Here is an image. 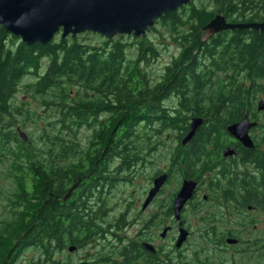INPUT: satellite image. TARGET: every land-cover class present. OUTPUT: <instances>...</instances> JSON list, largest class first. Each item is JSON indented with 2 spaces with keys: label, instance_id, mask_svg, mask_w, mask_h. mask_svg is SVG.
<instances>
[{
  "label": "trees",
  "instance_id": "obj_1",
  "mask_svg": "<svg viewBox=\"0 0 264 264\" xmlns=\"http://www.w3.org/2000/svg\"><path fill=\"white\" fill-rule=\"evenodd\" d=\"M216 13L229 23L264 22V0H194L140 38L57 34L24 46L0 27V177L7 184L0 192V264L28 247L41 251L29 264H44L50 241L67 232L55 218L88 215L98 181L114 186L117 170L146 172L150 146L181 136L188 121L202 118L198 136L209 138L256 109L264 96V32L233 30L204 42L201 31ZM165 41L176 53L151 77L145 68ZM220 69L231 75L214 77ZM171 95L174 107L164 104ZM86 131L91 137L82 146Z\"/></svg>",
  "mask_w": 264,
  "mask_h": 264
},
{
  "label": "flooded vegetation",
  "instance_id": "obj_2",
  "mask_svg": "<svg viewBox=\"0 0 264 264\" xmlns=\"http://www.w3.org/2000/svg\"><path fill=\"white\" fill-rule=\"evenodd\" d=\"M201 32L208 42L228 31L208 38ZM213 74L222 81L231 75L222 69ZM170 99L174 107L177 95ZM244 117L254 124L248 131L252 146L227 131ZM190 124L181 136H166L157 146H150L145 178L139 167L130 172L117 170L114 186L102 181L95 185L94 199L85 204L88 215L55 218L65 222L62 230L67 232L59 236L63 240L50 241L49 260L44 264H264V208L252 205L264 204V110H248L241 120L209 138H199V127L185 143ZM176 157L177 163L173 162ZM162 176V186L145 206L154 181ZM139 179H145L146 187L136 201H107V191ZM183 186L191 192L176 217L173 205ZM119 190L118 198L123 195ZM25 250L15 249L3 262L29 264L21 258ZM36 251L31 260L41 257V251Z\"/></svg>",
  "mask_w": 264,
  "mask_h": 264
},
{
  "label": "water",
  "instance_id": "obj_3",
  "mask_svg": "<svg viewBox=\"0 0 264 264\" xmlns=\"http://www.w3.org/2000/svg\"><path fill=\"white\" fill-rule=\"evenodd\" d=\"M194 0H0V27L22 44L40 45L51 42L60 34L62 38L76 37L83 33H95L107 40L116 36L143 37L150 28L167 12L178 11ZM253 29L264 32V22L230 23L216 13L204 25L205 37H212L223 31ZM257 109L264 110V101L257 102ZM202 118H193L186 143L201 126ZM254 124L246 117L239 123L227 127L230 135L246 146H252L248 131ZM27 141L25 133L19 134ZM164 176L156 179L154 187L148 193L144 205L150 203L163 184ZM75 188V187H74ZM191 190L183 186L177 193L174 215L178 217L190 196ZM144 206V207H145Z\"/></svg>",
  "mask_w": 264,
  "mask_h": 264
},
{
  "label": "rangeland",
  "instance_id": "obj_4",
  "mask_svg": "<svg viewBox=\"0 0 264 264\" xmlns=\"http://www.w3.org/2000/svg\"><path fill=\"white\" fill-rule=\"evenodd\" d=\"M207 1L208 0H196V3H198V4L207 3ZM148 35L151 38V40L155 41L156 44L162 42L159 39L157 40V35H155L154 33H149ZM85 37L89 38V40L87 39L88 43L96 44L97 41H98L97 39H94L90 35H87ZM165 44L166 45H160V44L158 45V50H159L158 57L159 58L157 60H155L153 62V64L148 65V67L145 68L146 72L151 73V77H155L157 74H160L162 72L163 68H164V65L169 63L172 54L176 53L175 51L177 50V48L175 47V45H173V43L171 41H165ZM22 96H23L22 94H19V96H17V97L18 98H23ZM263 98H264V96H263ZM173 102H174L173 99H170L169 103H168V101H166L164 104L170 106V104H172ZM89 132L90 131H88V133H87V131L86 132H81V140H82V144L81 145L82 146H83V143L84 144L88 143L89 138L91 137V135H90L91 133H89ZM154 161L158 164V162L160 161L159 157L155 158ZM143 174L144 173H141V175H143ZM147 174L148 173L145 172V174L142 177L145 178ZM136 183H138V185H136ZM136 183L134 181V183H132V184L123 185V187L121 189L118 188V189H115V190L113 189L112 191L109 190V191H107V194H110V196L113 197V200L115 198V199H118V200H123L124 202L125 201H131V200L136 201V199L141 196L140 194H142L143 190L145 189L146 182H145V179L144 180L139 179V181H136ZM6 186H7V184L0 177V192H1L2 195H4L5 194L4 192L7 190ZM118 190L122 191L121 194H123L119 198L117 196L118 195ZM2 200L3 199H2V196H1L0 197V219L3 217L2 207L4 205V203H3L4 201H2ZM163 200H165V198H163ZM109 202H112V201H109ZM36 253H38V251H36V248H29L28 247L24 251V254L22 255L21 258L25 259V261H27V262L28 261L31 262V259L36 257ZM22 261L23 260H21V262L19 261L20 264L22 263Z\"/></svg>",
  "mask_w": 264,
  "mask_h": 264
}]
</instances>
